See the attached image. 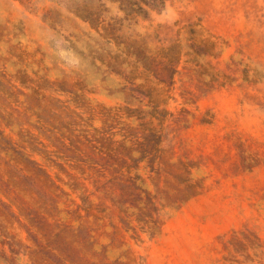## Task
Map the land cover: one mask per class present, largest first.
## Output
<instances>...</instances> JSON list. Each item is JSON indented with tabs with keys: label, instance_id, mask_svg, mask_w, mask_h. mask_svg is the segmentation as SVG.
Returning <instances> with one entry per match:
<instances>
[{
	"label": "rangeland",
	"instance_id": "374dc122",
	"mask_svg": "<svg viewBox=\"0 0 264 264\" xmlns=\"http://www.w3.org/2000/svg\"><path fill=\"white\" fill-rule=\"evenodd\" d=\"M104 2L111 39L53 0H0V79L20 89L0 84V130L14 141L21 129L39 135L52 98L165 108L160 155L140 169L156 229L133 215V237L107 202L81 254L95 264H264V0H166L128 19L117 0ZM2 157L0 264H65L51 260L48 240L79 221L32 215L45 209Z\"/></svg>",
	"mask_w": 264,
	"mask_h": 264
},
{
	"label": "trees",
	"instance_id": "16d2710c",
	"mask_svg": "<svg viewBox=\"0 0 264 264\" xmlns=\"http://www.w3.org/2000/svg\"><path fill=\"white\" fill-rule=\"evenodd\" d=\"M21 1L25 3L26 0ZM53 1L64 5L95 30H104V36L109 39L115 37L116 23H105L108 9L104 0ZM117 1L128 19L147 18L152 8L163 6L166 0ZM25 81L27 79L21 80L23 84ZM168 82L172 84V76ZM0 84L9 94L20 91L16 84L6 83L3 78ZM52 102L51 109L42 112L46 120L35 126L39 135L21 129L19 132L24 136L14 141L0 130V159L2 155L9 156L4 161L8 172L14 173L12 180L22 190L33 194L45 209L43 215L35 211L32 215L47 219L65 213L79 221L77 226L66 224L52 234L48 240L51 260H66L65 264H95L81 252L93 248L96 240L91 233L101 219L98 212L108 208L107 202L119 208L120 221L126 230L133 231V237L139 238L138 231L131 225L133 215H137L139 221L149 217L143 222L152 232L157 227L158 208L154 196L145 187L140 169L143 163L154 168L164 138L161 124L168 111L157 107L147 111L140 107L103 105L96 109L85 104L71 107L58 98H52ZM97 115L100 126L94 125ZM157 119L160 124L155 123ZM34 153L41 155L45 162L33 158ZM3 183L9 189V182ZM18 198L24 203L20 195ZM61 204L66 207L61 208Z\"/></svg>",
	"mask_w": 264,
	"mask_h": 264
}]
</instances>
